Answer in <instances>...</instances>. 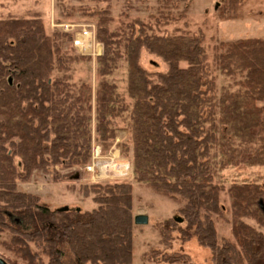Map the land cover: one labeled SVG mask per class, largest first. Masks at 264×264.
Masks as SVG:
<instances>
[{"label": "trees", "instance_id": "obj_1", "mask_svg": "<svg viewBox=\"0 0 264 264\" xmlns=\"http://www.w3.org/2000/svg\"><path fill=\"white\" fill-rule=\"evenodd\" d=\"M185 1L161 0L174 8ZM221 4L220 16L230 20L238 17L245 0ZM97 15V40L104 53L97 58L95 97L86 84L75 91L66 75L81 60L74 54L73 35L49 36L41 14L0 19V203L15 205L19 217L32 211L22 209L29 198L16 192L18 182H27L34 172H52L58 182L56 167L87 165L93 126L95 142L105 147L116 138L117 121L125 119L131 134L125 155L132 154L136 182L199 206L208 201L231 224L232 237L216 247L213 264H264L259 230L264 229V185L232 184L230 206L221 208L220 189L214 186L227 169L242 164L264 168V40L240 39L217 47V70L234 83L218 95L203 34H150L149 25L139 21L113 31L109 10ZM64 42L70 43L69 51L63 50ZM144 53L167 70H146ZM122 63L127 97L111 80ZM56 72L62 75L55 77ZM83 194L94 196L98 207L92 212L36 207L38 217L53 224L35 229L50 243V264H62L61 245L74 264H132L133 186H84ZM181 260L154 264H186Z\"/></svg>", "mask_w": 264, "mask_h": 264}, {"label": "rangeland", "instance_id": "obj_2", "mask_svg": "<svg viewBox=\"0 0 264 264\" xmlns=\"http://www.w3.org/2000/svg\"><path fill=\"white\" fill-rule=\"evenodd\" d=\"M222 7L221 0H187L179 3L176 8L172 4L165 5L161 0H0V19L8 16L28 18L41 14L49 36L63 33L54 27V23H66L76 26L93 25L96 27L97 38V12L109 10L112 20L110 29L113 31L123 30L139 21L149 25L150 34H203L212 77L219 95L224 88H234V83L217 70L214 62L217 47L221 43L240 39L264 40V0H245L238 17L230 20L220 16L219 10ZM167 17L169 23L166 24ZM98 43L101 45L100 57L104 53V45L99 41ZM62 47L69 51L71 46L69 42H64ZM74 54L81 60L73 64L66 75L75 91L86 84L92 88L95 97L99 83L98 56H82L75 49ZM141 63L149 72L167 70L161 60L148 53L142 54ZM61 75L58 72L54 74L55 77ZM126 78V65L122 63L111 80L127 97ZM116 126L114 142H109L105 147L95 142L93 126L90 162L70 169L56 167L60 174L58 182H55L52 172H34L27 182L17 183L16 192L29 198L25 205H21L22 209L31 207L32 211L19 217L13 212L15 205L0 203V258L6 264H50V243L45 233H36L35 229L44 224H53L38 217L37 206H46L51 211L66 209V212H92L98 206L93 201V195L85 197L84 186L90 188L97 184L104 186L119 183L133 186L132 264L165 263L178 258H182L181 263L186 264H213L216 247L222 239L232 237L231 224L220 218L217 209L214 211L208 201L199 206L198 201L190 203L193 199L167 197L148 185L136 182L132 154L130 152L129 157L125 155V145L131 143L128 123L125 119H120ZM98 149L100 155H94L93 158ZM246 159L247 156L243 160ZM251 182L264 185V168H250L242 164L219 173L214 182V186L220 189L219 208L230 206L227 190L232 184ZM206 196L209 197L208 192ZM137 216H147L148 224L136 225ZM247 223L258 228L252 221L247 220ZM259 230L264 233V229ZM200 239L205 245L200 243ZM64 247L60 246L64 253L62 264H74L72 255Z\"/></svg>", "mask_w": 264, "mask_h": 264}, {"label": "built area", "instance_id": "obj_3", "mask_svg": "<svg viewBox=\"0 0 264 264\" xmlns=\"http://www.w3.org/2000/svg\"><path fill=\"white\" fill-rule=\"evenodd\" d=\"M54 27L60 29L63 33L73 35L72 45L79 55L99 57L101 45L96 38V27L93 25L76 26L73 24H55ZM78 29V30H77ZM100 155L99 149L96 154ZM91 169V168H89Z\"/></svg>", "mask_w": 264, "mask_h": 264}, {"label": "water", "instance_id": "obj_4", "mask_svg": "<svg viewBox=\"0 0 264 264\" xmlns=\"http://www.w3.org/2000/svg\"><path fill=\"white\" fill-rule=\"evenodd\" d=\"M67 211L66 209L60 210V212ZM148 217L147 216H137L135 218V224L136 225H147L148 224ZM0 264H6L4 260L0 258Z\"/></svg>", "mask_w": 264, "mask_h": 264}]
</instances>
